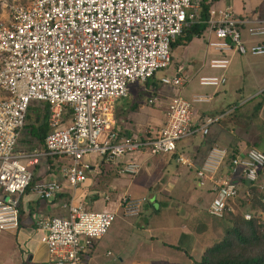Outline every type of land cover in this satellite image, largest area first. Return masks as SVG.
<instances>
[{
  "label": "built area",
  "instance_id": "built-area-1",
  "mask_svg": "<svg viewBox=\"0 0 264 264\" xmlns=\"http://www.w3.org/2000/svg\"><path fill=\"white\" fill-rule=\"evenodd\" d=\"M202 0H33L23 4L4 0L8 17L0 18V233L17 231L20 201L30 188L38 198L54 201L63 192L58 178L36 180L30 167L48 156L66 160L62 176L73 189L63 207L64 216L40 221L41 242L55 264H82L83 253L93 241L105 236L122 211L137 217L147 199L123 195L116 210H92L77 190L85 184L93 164L89 154L115 164L127 155L149 150L152 155L177 154L181 165H192L178 153V142L198 132L205 136L221 117H207L193 125L192 107L212 96L195 94L191 100L174 95L167 120L154 138H137L120 132L115 105L129 94L134 83L149 82L172 61L171 44L191 23L206 22L215 33L208 46L219 52L235 51L258 56L264 43L248 44L238 28L247 25L250 38L264 36V24L250 25L236 17L232 8H211L207 20L199 17ZM247 44V46H246ZM229 58L213 59L210 67L227 70ZM185 78L164 76L161 83L179 88ZM202 86L218 88L224 75L200 76ZM157 97L149 99L155 103ZM35 101L50 104L52 130L45 149L20 146L27 114ZM72 114L69 125L58 128L62 117ZM57 128V129H56ZM229 148L213 144L196 171L199 186L213 193L209 214L223 218L236 211L239 180L264 190V152L243 150L227 165ZM143 163L130 160L119 165L118 174L136 177ZM110 200V194H104ZM250 212L245 213L251 219Z\"/></svg>",
  "mask_w": 264,
  "mask_h": 264
},
{
  "label": "crops",
  "instance_id": "crops-1",
  "mask_svg": "<svg viewBox=\"0 0 264 264\" xmlns=\"http://www.w3.org/2000/svg\"><path fill=\"white\" fill-rule=\"evenodd\" d=\"M227 7L232 8L236 17H241L243 19L249 20L250 25L264 24V0H216L212 2L210 9L211 8L221 9V8H227ZM7 17H8L7 10L6 8H4V5L1 2L0 3V18L4 19ZM246 27L247 25L240 26L241 30H244V31ZM210 39H215V33L213 30H211L210 25H209L207 30H205L201 35L195 36L192 39V41L189 42L187 45L176 46L172 52V61L170 64L172 65V63H174V67H175L174 72H177V75H180V74L187 75V72H188L187 69L193 72L196 67L195 64L199 62L200 56L197 54L199 51L198 49H200L199 43L202 46L203 44H205L207 47H209L207 42ZM261 41L262 42L264 41L263 36L256 37V38L249 37V39L247 40V43L250 45V44L261 42ZM181 46H185L184 49H189V50L188 51L184 50L182 53V56L179 57L178 60H175L174 54L177 53L176 51L178 47H181ZM231 52L233 51L219 52V51L214 50V53H217V54L213 55V53L209 52L208 48H205V50L202 51L203 56L205 58L204 63H200L198 65L199 67L196 70L197 74H199L200 72H203L206 69L207 67L206 62L208 60H209V66H210V61L213 59L229 58L232 63V58L236 56L237 52L234 51L233 54H230ZM185 54L186 56H188L187 58H184ZM220 70L221 69L210 67V71L212 72L220 71ZM249 71L250 70H245L244 74L236 75L237 77H240L239 81L236 80L234 81V83L230 81L229 86L223 88L224 91L229 90V92L233 93L234 95L249 94V96H252L250 99L261 94L264 91L263 73L259 74L255 72L254 70H252L249 75L247 74V72ZM258 71L262 72L260 70ZM245 74H247L248 76L245 77L246 76ZM191 79L192 77L186 78L185 83H187ZM218 88H215L212 91V93L220 94L221 89H218ZM138 90L140 92L141 90H145L146 92H141V95L147 94L149 95L150 99L157 97L156 95H159L161 98H158V100L159 99L162 100L159 110H156L155 113L152 112L146 115L145 112L147 111H145L146 108L144 105H142L141 107L138 105L139 107L137 109H133V105H135L136 102H140L141 104L142 101H140V99H137L136 102H133L135 104L132 103L129 106L128 105L121 106V101L118 102L119 101L118 100L115 105V119L117 122V127L120 130V132L124 134L132 135L137 138L151 139L157 136L160 129L165 125L166 120H167L166 115H167L168 105L172 97L178 94L176 93L173 87L163 85L160 80L153 79V78L147 83V85L144 88H140V89L138 88ZM253 94L255 95L253 96ZM210 96H212L213 98L214 95H210ZM128 97H129V94H128ZM216 103H219V101H216L215 105ZM245 103L246 101L244 102V104ZM140 110H142L143 112L140 113L139 112ZM232 110L233 109H231L229 112H231ZM159 112L160 114L158 115ZM192 112H193V125L194 126H198L202 124L204 120L207 117H209V116L203 117V115L200 116L199 113L198 114L196 113V110L193 111V107H192ZM153 113H154V116L152 117ZM132 114H135L137 116H134L133 118H131L130 115ZM138 114H144L146 121L148 120L146 129H143L144 128L143 125L146 121L142 123V118L139 117ZM223 115L218 116V117H222ZM141 124H142V127H141ZM214 124H216L215 129L212 130L210 127V131L207 135L209 134L211 135L215 131H219L221 134H224L223 133L224 131H228L218 122H215ZM158 125H161V127L157 131L155 127H157ZM149 127L155 128L154 130H151L149 132L151 136H146L145 134H143L142 136V134H140L141 133L140 131H143V132L148 131L147 129ZM204 138L206 139L205 136H202L200 134V135H194V136L187 137L178 142V153H183L185 152V150H187L188 151L187 156L192 161V165L191 166L180 165V163H178L177 160H176V163H178L179 166L186 167L191 170H177V171L172 170V168L174 167L172 161L176 159L177 154H163V155H166L167 157L166 159L163 158V155H159V158L157 159V161L154 159V162L150 163V166L145 168L144 165H146V161L150 162L148 156L151 157V155L146 150L137 152L133 155H127L124 158L120 159L119 162L115 164L105 162L106 165H109L111 169L115 170V172H113L114 175L115 174L119 175L116 172V170H118L119 168V165H122L123 163H126L130 160H137L144 164L141 170L142 173H139L136 177L130 176L131 179L130 178L127 179L126 176H129V175L120 174L121 177L114 176L109 181V186L107 187V189L105 191L104 190L99 191L98 193L99 197L102 195L101 193L103 192H105L104 194L109 192L110 194L114 195L113 202H114L115 208H113L112 206L111 210H116L118 208V204L120 202L121 197L125 194L127 195L129 194L128 192L133 182L140 184L143 189L154 191V194L152 195L154 201L145 204L143 211L140 214V216L137 217V220L133 221V219H129L128 217L122 216L123 222L128 227V231L126 230V232H130L131 230H133L132 240L134 241V251H132V253L133 255L142 257V260L138 262L137 264H156L155 261L158 260V258H156L155 256H158V255L154 252L164 251V248L158 246L161 243L166 245L167 246L166 248H168V245H169V246L175 247L178 250L186 251V249L182 247L185 244H179V242L183 240L187 241L189 244H192L195 241L200 240V242L197 243L192 248H196L197 245H202L203 249L201 251L202 252L201 254L203 256L206 249L208 247H211L213 244H215V243H210L212 242L211 235L213 234V231L215 233L214 239H216L219 229L221 230L220 233H223V228H222L223 225L220 222H215L214 224V222L211 220L215 221L216 218L211 216L208 213V206L210 202L212 201L213 193L209 189H201V188L200 190L196 189V186L198 185L197 178H196V171L200 167L201 163L203 162L204 157L206 156L208 152V149L213 144H218V143H214L215 141H217V136L214 137V134L212 135L211 138L207 139L208 141L204 140ZM229 140H232V141L229 142V141H226L225 139H218V141L221 143L219 145L229 146L233 144L236 146V150H241V151L246 150L248 148V145L246 144L245 140H241V139L238 140L237 138H234L233 135L231 138H229ZM159 159L162 161H160ZM51 160L41 159L40 164L33 167L32 171L34 173V178L40 179V180H43V179L47 180L52 177L58 178V180L63 184V192L60 193L54 201H47V200H42L38 198V196L30 188L23 194V196L21 197V201H20V226L18 230L14 232L0 233V264H26V262L24 261L25 253L30 254L29 261L31 264H45L47 259H49L50 257V254L49 253L46 254V250H44L45 246L41 242V238L39 240L37 239L36 231H38L40 234L44 233V230H42L41 227L39 226V223L41 220L55 217V216H64L67 214V210L63 207V204L66 198H68L71 193L70 186L68 185L66 180L64 181L62 179L63 178L62 170L57 165V163L59 162V159H53V163H51ZM42 161H45L46 163L47 167L45 168V170H44V167L42 166L44 163ZM63 161L66 162V160L64 159ZM100 164H101L100 161L99 163L95 165L93 164L94 169L92 170L96 171V173H99L100 167H101ZM50 167L51 168L53 167V170H51ZM46 169H50V170H46ZM156 169H160V170H156ZM159 174L163 175L162 180L164 179V177H167L168 179L161 183L158 182L157 184L156 181L158 179ZM92 183H93V179L90 177L89 180L86 182V184L82 186V188L84 189L85 187H87L85 191H82L83 193L81 195L83 196V200L85 201L86 207H87L86 202L88 200L87 196H89L90 193L97 194L94 191L96 189L89 190V187ZM239 183L241 186L240 188L241 192L238 198H240L241 195L244 196L245 195L244 191L247 189V183L244 182V180L242 181L239 180ZM175 184H180L179 190H178L180 191V193H179V196L177 195L174 197V199H172L173 196L171 195V193L175 192L173 189L178 188ZM122 190H124L123 193L121 192ZM164 192L169 193V195H166ZM0 195H2L1 189H0ZM238 198L235 202H233L234 208L237 205ZM110 199H111V195H110ZM168 199H171L170 204L172 206L170 205L169 206L173 207L174 214L177 218L182 216L183 219H187V220L193 219L194 221H199L201 224L204 221H207L208 224L204 226L205 230L198 231V229L195 227H187L185 229L184 228L182 229L183 225L180 223L181 220H178V223H174V226L169 227V228H165L166 225L164 221L155 222V220H152V225H151V222L146 220L144 217H146L147 215L153 218L152 214L154 211L157 210V207H162V204H159V201L161 200L168 201ZM179 206L182 207L181 214L178 212V209H177ZM142 231L144 232L148 231L146 238L145 236L142 235ZM42 234H41V237H42ZM164 234L166 236H164ZM167 240L169 241V243ZM172 240H175V241H172ZM101 241L107 242V247L110 246L109 240L107 239L100 240V241L98 240L93 241L92 244L84 250L82 264H113L111 259L109 258L113 254L112 249L109 248L107 251L105 250L104 252H101V249H100ZM117 244H118V240L113 244L114 245L113 247L115 248ZM25 245L28 248L26 251L23 249V246ZM125 247L126 245H123L120 251L122 250L125 251L126 249H128L127 247L126 248ZM139 247L140 249L137 250V248ZM148 247H150V249H148ZM103 256H106L108 259H105ZM163 260H167V259L165 258Z\"/></svg>",
  "mask_w": 264,
  "mask_h": 264
},
{
  "label": "rangeland",
  "instance_id": "rangeland-1",
  "mask_svg": "<svg viewBox=\"0 0 264 264\" xmlns=\"http://www.w3.org/2000/svg\"><path fill=\"white\" fill-rule=\"evenodd\" d=\"M3 1L4 0H0V3L3 2ZM18 1L20 3H23V4H28V3H31L33 0H18ZM263 38H264V36H263ZM248 39H249V36L246 34V31H244L242 33V40L244 42H247ZM263 43H264V41H263ZM199 45H200L199 46L200 49H198L199 51L197 53L200 56L199 57V62L197 64H195L196 67H195V70L193 72H191V70L187 69V71H188L187 75L180 74L181 76H183V78L185 77V81L182 83V85L179 87V89L178 88H174L176 93L178 95H180L182 98L186 99V100H191V98L195 94L214 95L213 98L209 102L197 103V104L193 105V111L196 110V113L197 114L199 113L200 116L203 115V117L209 116V117H215L216 118L218 116H221V115L225 114L226 112L229 113V111L231 109H233V111H235V109L237 107H239L240 105L244 104L245 101L246 102L247 101H251L252 99H250V98L252 96H249V94L234 95L233 93L229 92V90L228 91H224L223 88L229 86V82L230 81L232 83H234V81H236V80L239 81L240 77H237L236 75L244 74L245 70H250L249 72H247V74H249V75H250L252 70H254L255 72H257L259 74L263 73V78H264V54L254 57V56H252V55H250L248 53L247 54H241V53L237 52L236 56H234L232 58L231 65L225 71L224 70L215 71V72L210 71L209 60H208L206 62L207 63L206 69L203 72H200L199 74H197L196 70L199 67L198 65L200 63H204V59H205L204 56H203L202 51H204L205 48H208L210 53H213V55L217 54V53H214V49L207 47L205 44H203V46H202L199 43ZM246 46H247V44H246ZM184 48H185V46L178 47V49L176 51L177 53L174 54L175 60H178L179 57L182 56V53H183L184 50H186V51L189 50V49H184ZM186 53H188V52H186ZM233 53H234V51L231 52L230 54H233ZM187 57L188 56H186V54H185L184 58H187ZM258 70H260L262 72H259ZM174 71H175V67H174V63H172V65H170L168 68L163 69V70H159L155 74L153 79H157V80L161 81V78L164 77V76H167V77L176 76L177 72H174ZM247 74H245L246 75L245 77L248 76ZM214 75L215 76L224 75L225 78H226L225 85H222V86H220L218 88V89H221L220 94H216V93L213 94L212 93V91L215 89L214 87L201 86L199 84V76H214ZM191 77H192V79L189 80L187 83H185L186 82V78H191ZM145 86H146V84H137V83L131 84L129 86V89H128L129 90V97L127 96L126 98H124L122 100H119L118 102L121 101V106H125V105L129 106L133 102H136L137 99H140V101H142L141 104H140V102H136V104H137V106L139 105L140 107L142 105L145 106V108H146L145 111H147V112H145L146 115H148L149 113H152V112L155 113L156 110H159V107L161 106L162 100L161 99L158 100V98H161V97L159 95H156L157 96V100L155 101V103H150L149 102V99H150L149 95H147V94L141 95V92H146V91L145 90H141V92H140L138 90V88L139 89L140 88H144ZM252 93H254V92H252ZM136 94H138V95H136ZM254 95L255 94H253V96ZM261 98L259 97V98L256 99V101H254L252 103H248L246 106H249V107L245 108L246 106H243L241 109H239L237 111H243L242 112L243 114H249L252 111V108L254 107L256 102H258ZM216 101H219V103H216V105H215ZM39 102H37L35 104V106H37ZM133 104H135V103H133ZM139 112L142 113L143 111L140 110ZM154 113H153L152 117L154 116ZM159 114H160V112L158 113V115ZM134 116H137V115H135V114L130 115L131 118H133ZM138 116L142 118V123H144L146 121V118H145L144 114H138ZM71 121H72V114H71L70 111H68V114H66V116L62 117L61 123L58 126V128H62V127H65V126L69 125L71 123ZM30 122H31V119L28 118L27 124L30 123ZM245 122L244 123H242V122L239 123L238 122L239 124L236 125L235 129H234L233 125H229L228 126L226 124L224 125V124L221 123V125L224 128H226L228 131H224L223 132L224 134H221L219 131H215L213 134H214V137L217 136V141L214 140L215 141L214 143L221 144L218 141V139H225L226 141L230 142L232 140H229V138H231L232 135H233L234 138L238 137V136L246 138L247 139L246 144L248 145V148L252 147L253 145H255V142L259 139L260 136H262V132H263V137H264V129L263 128H259L258 129L256 127L257 125L260 126V124L261 125L264 124V117H260V118H258L256 120H254L252 123L251 122L245 123ZM147 124H148V120L144 123V125H143L144 128L143 129H146ZM215 125L216 124H212L210 126L212 130L215 129ZM141 127H142V124H141ZM160 127H161V125H158L155 128L158 131L160 129ZM155 128L149 127L147 129L148 131H145V130H144L145 132L140 131L141 132L140 134H142V136H143V134H145L146 136H151V134L149 132L151 130H154ZM200 134L201 133H199V135ZM213 134H211V135L209 134L206 139L204 138V140H207L208 138H211ZM26 136H27V132L24 130L23 133H22L21 142H20V146L21 147H25L27 149L33 148L32 145H34V147H43V145H41L39 142H35V141L33 142L32 145H28V143L26 142V139H25ZM209 143H211V142H209ZM224 145H226V144H224ZM226 146H228V145H226ZM262 146H264V144H262ZM229 147L231 148L230 145L228 146V148ZM147 152L151 155V157L148 156L150 162L146 161V165H144L145 168L149 167L150 163L154 162V159L157 161V159L159 158V155H163V154L152 155L149 150H147ZM183 153H185L184 155H186V156L188 155V151L187 150H185V152H183ZM163 158L166 159L167 158L166 155H163ZM86 160L90 161L92 164L95 165V164L99 163V161L101 162L102 156H100L99 154H89V155L86 156ZM160 161H162V160H160ZM42 162H44L42 166L44 167V170H45V168L47 167L46 163H45V161H42ZM172 162H173V165H174L172 170H175V171H177V170H191L189 168L179 166L178 163H176V159L173 160ZM30 169L33 170V167H30ZM46 170H48V169H46ZM156 170H160V169H156ZM110 172L111 171L107 170L106 174H108ZM95 173H96V171H94V170L90 171V177L93 179V183L90 185L89 190H92V189H95V188L99 189V187H101L105 191L107 189V188H105L107 186V183L104 184V183L99 182V185L97 186L96 185V181H95L96 179L94 180ZM140 173H142V171ZM174 175H175V173H174ZM114 176L121 177L120 174L119 175H116V174L114 175L113 172H111L110 177L112 178ZM162 176L163 175L159 174L158 179L156 181L157 184H158V182L161 183V182H164L165 180L168 179L167 177H164V179L162 180ZM102 178L103 177H99L100 180H102ZM126 178L127 179L128 178L131 179L130 176H126ZM62 179L65 181L64 178H62ZM175 185L178 188L177 189H175V188L173 189L175 192L171 193V195L173 196L172 199H174V197L177 196V195L179 196V193H180V191H178L180 184H175ZM108 186H109V184H108ZM197 186H196V189H198V190H200V188L201 189H205V188H203V187H201L199 185H197ZM85 189H87V187H85ZM85 189L82 188L81 186L78 188V190H77V200L80 198V196L83 193L82 191H85ZM70 190H71V193H72L73 189L70 188ZM121 192L123 193L124 190H122ZM88 193H89V191H88ZM104 193L105 192L101 193L102 195L100 197H98L97 199H95L96 194L92 195L90 193L89 196H87V198H88V200L86 202L87 203V207L89 209L96 210V211L111 210L112 206H113V208H115L114 202H113L114 201V195H112L109 192H107V193H109L111 195V199L110 200H106L104 198ZM128 193H129L128 195L131 196V197H140V198H144L145 197L147 199L145 204L154 201V199L152 197V195L154 194V191H151V190H148V189H143L141 187V185L137 184L136 182H133L131 184L130 190H129ZM164 193L166 195H169V193H166V192H164ZM241 196H243V195H241ZM256 199H258V197H256ZM170 200L171 199H168V201H166V200L159 201V204H162V207H157V210L154 211L153 214H152L153 218H151L150 216H147V215L144 218L146 220H148L149 222H151V225H152V220H155V222L156 221H159V222L164 221L165 225H166L165 228L173 227L174 223H178V220H181L180 223L183 225L182 229L183 228L185 229L187 227H195V228L198 229V231H204L205 230L204 226H206L208 224L207 221H204L201 224L199 221H194L193 219H190V220L183 219L182 216L177 218L175 216V214H174L173 207H170V206H172L170 204L171 203ZM256 202L254 201V204H256ZM94 203H95V205H94ZM244 204L245 203H243V198H241V199L238 198L237 209L239 208V206H240V208L245 207ZM164 205H166V206H164ZM177 209H178V212L181 214L182 207L179 206ZM142 211H143V209H142ZM244 211H246V210H244ZM234 214H236V213H234ZM122 216L124 217L122 211H118V216H117L116 220L114 221L113 225L108 230L107 234L105 236L101 237L100 239H98V241L107 239V240H109V244H110V246L107 247V242L101 241V248L100 249H101V252H104L105 250L107 251L109 248L112 249L113 254L109 258L111 259L113 264H137L138 262H140L142 260V257H138L137 255H133V253H132V251H134V241L132 240V234H133L132 232H133V230L130 231L131 233L130 232H126V230L128 231V227L123 222ZM139 216H137V217H139ZM137 217H128V218L129 219H133V221H135V220H137ZM262 218H264V211H263V213L261 215V222L263 221ZM211 221H213L214 224H215V222H220L223 225L222 226L223 233H220L221 230L219 229L218 234L216 236V239H214L215 233L212 230L213 231V234L211 235V239H212L211 241L212 242H210V243H217V242L221 241L226 236L225 230L228 229V228H231L235 224L234 216H231L228 219L227 218H224V219L216 218L215 221L214 220H211ZM41 234L38 231H36V237H37L38 240L41 238ZM147 234H148V231H145V232L142 231V235L145 236V238H146ZM171 235H172V233H171ZM164 236H166V235L164 234ZM117 240H118V244L114 248L113 244ZM172 241H175V240H172ZM199 242H200V240H197L194 243L189 244L187 241H184V240L180 241L179 244H185L182 247H184L187 252L184 251V250H178L175 247H172V246H169V245H168V248H166L167 246L164 245L163 243H161L158 246L164 248V251H162V252L161 251L154 252V253H156L158 255V256H155L156 258H158V260H156L155 262H156V264H199V262L201 260V257H202V254H201L202 253L201 251L203 249L202 245H197L196 248H192L193 246H195ZM168 243H169V241H168ZM123 245H126V247L128 249H126L125 251L124 250L120 251V249L123 247ZM23 249L26 251L28 248L25 245V246H23ZM139 249H140V247L137 248V250H139ZM148 249H150V247H148ZM44 250H46V254H47L48 251H47V247L46 246H45ZM29 256H30V254L25 253L24 261L26 262V264H31L30 261H29ZM48 256H49V254H48ZM103 257L105 259H108L106 256H103ZM165 258L167 260H163ZM45 264H55V263L49 257V259H47Z\"/></svg>",
  "mask_w": 264,
  "mask_h": 264
},
{
  "label": "trees",
  "instance_id": "trees-1",
  "mask_svg": "<svg viewBox=\"0 0 264 264\" xmlns=\"http://www.w3.org/2000/svg\"><path fill=\"white\" fill-rule=\"evenodd\" d=\"M214 1L216 0H202L201 2L202 10L199 16L201 19L203 20L208 19L209 9L212 2ZM208 26L209 25L206 22L191 23L187 25L184 28L182 34L171 44L172 52L176 46L187 45L189 42L192 41V39L195 36L201 35L205 30H207ZM238 28L241 29L240 26H238ZM241 31L242 33L244 32V30ZM245 31L247 34L246 29ZM147 83L144 84L147 85ZM259 97L262 98L258 102H256V104L252 108V111L249 114H243L242 113L243 111H237L241 109L243 106H246L248 103H252L256 101V99ZM37 102L39 101H35L31 103L29 107L27 120L28 118H30L31 122L26 124L24 128V130L27 132V136L25 137V139L28 145H32L34 141L39 142L41 145H43V147H34V145H32V147L44 150L45 138L47 134L52 130V127L50 125L51 109L49 103L39 102L38 105L35 106ZM247 107L249 106H246L245 108ZM263 107H264V91L258 96L253 97L251 101H247L245 104L237 107L235 111L232 110L227 114L225 113L218 120V123L219 124L222 123L224 125L226 124L228 126L233 125L234 129L236 128V125H238L241 122L244 123L246 121L245 123L248 122L252 123L254 120L260 117H264ZM137 108H138L137 104L133 105V109H137ZM263 125L264 124L262 125L260 124V126L257 125L256 127L258 129L259 128L264 129ZM199 133L201 132H198L194 135H199ZM205 137L207 138L208 135H205ZM235 138H237L238 140L241 139L247 141L246 138L241 136ZM262 144H264L263 132H262V136L259 137V139L255 142V145H253L252 147H256L264 152V146H262ZM230 146L231 148H229V158L227 159V165L231 164L233 158H235L238 154L242 152L241 150H236L235 145L231 144ZM47 159L50 160L52 159L51 163H53V159H59L57 165L59 168H61V170L63 166L66 164V162L63 161L64 158L61 157L48 156ZM100 166H101L100 171L99 173L95 174L94 180L96 179L95 181L97 186L99 185V182L104 184L107 183L108 186L109 181L111 180L110 174L115 170L111 169L109 165H106L105 161H101ZM50 169L53 170V167L52 168L50 167ZM107 170L111 172L106 174ZM117 171L118 170H116V172ZM99 177H103L102 180H100ZM89 178H90V172L88 173V179ZM36 180L38 179L35 178V181ZM107 186L105 188H107ZM100 188L101 187H99V189ZM99 189L94 190L97 193L95 199L99 197L98 196L99 191L103 190V188H101L100 190ZM250 192L251 195H248L247 191H244L245 195L240 197V199L243 198V203H245L244 204L245 207L240 208L239 206L238 208L239 210H238L236 205L235 209L237 211L234 212L228 211L226 212L223 218H218V219H224V218L228 219L229 217L234 216L235 224L231 228L225 230L226 236L221 241L213 244L211 247H208L206 249L199 264H264V218H262L263 221L261 222V215L264 211V190L255 186L250 188ZM256 197H258V199H256ZM254 201L255 202L257 201L256 204H254ZM209 207L210 204L208 206V213H209ZM247 211L251 213L252 215L251 219L245 218V213Z\"/></svg>",
  "mask_w": 264,
  "mask_h": 264
},
{
  "label": "bare ground",
  "instance_id": "bare-ground-1",
  "mask_svg": "<svg viewBox=\"0 0 264 264\" xmlns=\"http://www.w3.org/2000/svg\"><path fill=\"white\" fill-rule=\"evenodd\" d=\"M256 50H260V51H257V54H259V55L264 54V49H256Z\"/></svg>",
  "mask_w": 264,
  "mask_h": 264
},
{
  "label": "water",
  "instance_id": "water-1",
  "mask_svg": "<svg viewBox=\"0 0 264 264\" xmlns=\"http://www.w3.org/2000/svg\"><path fill=\"white\" fill-rule=\"evenodd\" d=\"M263 113H264V107H263Z\"/></svg>",
  "mask_w": 264,
  "mask_h": 264
},
{
  "label": "clouds",
  "instance_id": "clouds-1",
  "mask_svg": "<svg viewBox=\"0 0 264 264\" xmlns=\"http://www.w3.org/2000/svg\"><path fill=\"white\" fill-rule=\"evenodd\" d=\"M200 125H201V124H200ZM254 187H255V186H254ZM246 190H247V189H246ZM246 190H245V191H246Z\"/></svg>",
  "mask_w": 264,
  "mask_h": 264
}]
</instances>
